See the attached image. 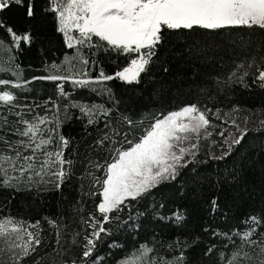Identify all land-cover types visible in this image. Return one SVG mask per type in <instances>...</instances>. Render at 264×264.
Here are the masks:
<instances>
[{
    "label": "trees",
    "instance_id": "obj_1",
    "mask_svg": "<svg viewBox=\"0 0 264 264\" xmlns=\"http://www.w3.org/2000/svg\"><path fill=\"white\" fill-rule=\"evenodd\" d=\"M30 3L34 13L31 17L27 14ZM47 7L49 0H22L20 4L11 2L0 11V21L5 25L0 27V39L7 45L0 48V79L16 82L18 73L23 84L19 89L11 84L0 85V90L10 89L17 97L13 104H0V123L3 118L8 120L0 136L9 141L26 139L8 132L10 127L23 129L24 125L16 123L21 117L29 121L37 116L58 118L59 134L69 141L63 149L64 158L71 164L64 166L68 174L59 189L52 176H45L44 183L34 177L31 183L22 180L18 188L0 187V216L40 222L39 228L30 229L39 233L41 244L21 264H71L72 260L83 264L84 236L92 231L83 221L89 213L100 217L96 205L101 187L88 173L104 176L103 169L92 167L90 161L104 164L114 154L109 152L107 142L100 146L96 141L105 133L122 141L123 136H114L113 129L129 132L128 138L133 139L154 118L190 104L210 110V122L237 111L264 115V88L252 82L258 74L257 67L264 68V33L247 28L167 31L138 83L114 79L80 87L71 81L33 79L64 74L52 65H63L66 54H75L74 49L66 47L63 34L57 31L56 14L45 11ZM7 27L18 35L30 33L31 43L21 40L16 47ZM84 52L89 50L85 48ZM130 58L113 51H96L89 59L97 63L84 68L88 76L83 78L97 77L101 68L106 74H113L127 66ZM245 71L249 75L241 82L238 78ZM58 85H62L63 93ZM74 104L102 105L111 111L89 125ZM124 117L132 119L135 126L130 128ZM52 127L55 125H41L45 135ZM242 136L223 157L210 158L204 151L199 152L194 161L179 169L175 179L163 181L137 200L129 199L122 211L110 214L113 219L105 224L109 232L101 234L93 253L103 258L99 264H119L142 244L154 249L151 255L166 259L183 251L184 264H220L221 252L228 256L243 244V251L251 256L243 264H259L264 259L259 247H249L234 233L242 231L245 220L256 217L259 223H253L252 237L259 242L264 236V127L245 131ZM59 144L57 136L55 145L48 146V150ZM3 148L6 145L0 143ZM175 212L182 214L181 221L173 218ZM48 220L57 221L60 227L51 226ZM213 245L212 253L205 255ZM0 248L4 249L0 260L7 262L11 255L8 242L0 241Z\"/></svg>",
    "mask_w": 264,
    "mask_h": 264
},
{
    "label": "snow or ice",
    "instance_id": "obj_2",
    "mask_svg": "<svg viewBox=\"0 0 264 264\" xmlns=\"http://www.w3.org/2000/svg\"><path fill=\"white\" fill-rule=\"evenodd\" d=\"M11 2L20 4L22 0H0V11L9 7ZM45 11L56 14L57 31L63 34L66 47L74 49L75 54L72 56L66 54L63 65H52L53 69L62 70L64 74H51L33 79L71 81L72 84L80 87L114 79L129 84L138 83L141 74L148 70V65L157 55L158 46L162 44L167 31L195 32L196 30L247 28L258 29L264 33V0H49V7ZM27 14L29 17L34 14L31 3ZM0 27H5L2 21H0ZM6 30L16 47H19L21 40L31 43L30 33L18 35L11 27H7ZM0 48H7L3 39H0ZM85 48L89 50L87 54L84 52ZM93 50L113 51L131 58L127 66L113 74H106L101 68L97 77L85 79L83 77L88 76V72L84 71V68L90 63L93 65L97 63L89 59V56L96 55V51ZM133 54H135L134 57ZM77 65L80 67L78 68ZM257 73L252 82L264 88V68L257 67ZM232 75L235 76L236 73ZM248 75L249 73L245 71L238 79L243 82L244 76ZM19 80L17 73L16 82L0 79V85L11 84L12 88L19 89L23 87ZM58 87L63 93L62 85ZM106 91L110 90L106 89ZM16 99L15 93L10 89L0 90V104H13ZM73 106L80 108L87 117L89 125L95 124L101 115L107 117L111 111L102 105L74 104ZM208 111L210 110H201L196 104L186 105L179 110L154 118V122L144 128L138 137L129 139V132L121 133L113 129L112 134L123 136L122 141L113 140L108 133L96 141V144L100 146L107 142L109 152L114 154L111 155L110 161L104 164L90 161L92 167L103 169L104 176L99 178L91 172L88 173L92 176L94 184H99L101 187L100 200L96 205L100 217H96L95 213H89V218L83 221L92 229L89 235L84 236L86 243L83 245L81 258L83 264H99V261L103 259L93 256V253L97 241L101 239V234L109 232L105 224L113 219L110 214L122 211V206H126L129 199L137 200L163 181L169 178L175 179L178 167L185 166L181 164L185 155L198 146L197 143H191L190 147L183 145L190 141L193 135L197 140L202 134L211 135L208 131L211 126ZM16 115L19 117L20 113ZM123 119L130 128L135 126L132 119L128 117ZM16 123L24 125L23 129L10 127L8 132L26 139L9 141L6 136H0V143L6 145V148L0 149V187L18 188L22 180L31 183L34 177H39V182L44 183L45 176H52L56 178L55 187L59 189L68 174L64 166L71 164V161L64 158L63 149L68 146L69 141L59 134L60 121L58 118L50 120L47 116H37L32 121L21 117ZM44 124H54L55 127L48 128L45 135L44 130L41 129V125ZM6 125L8 120L3 118L0 131ZM108 127L109 123L106 122L105 128ZM220 134L223 135V133ZM57 136L60 144L53 150H48V146L55 145ZM241 139H243L242 135L233 143H239ZM117 143L121 146L116 147ZM25 152L30 154L26 155ZM13 181L16 183L14 184ZM90 195H96V193H90ZM212 205L215 208V200L212 201ZM173 218L179 222L183 216L175 212ZM249 222L258 224L259 220L251 217L250 221H244V223ZM48 223L53 227H60L55 220H48ZM39 226V221L33 224L11 215L0 216V241H5L13 235L19 241V243L8 242V251L11 255L7 262L0 260V264H21L23 259L35 253L41 244V239L39 233L28 229L39 228ZM254 231L249 229L242 235L239 232L234 234L241 236L242 241L249 247L258 246L259 255L264 256V236L259 242L252 240L250 237ZM168 247L171 248V245ZM16 249L20 250L19 253L15 251ZM214 249L215 245L211 246L205 255H210ZM3 251L4 249L0 248V253ZM153 251L154 249L148 244H142L119 264H184L183 251L172 259L153 256L151 255ZM219 259L220 264H243L245 259L251 260V256L243 251L242 244L228 256L221 252ZM71 264H77V261L72 260ZM259 264H264V259H260Z\"/></svg>",
    "mask_w": 264,
    "mask_h": 264
},
{
    "label": "rangeland",
    "instance_id": "obj_3",
    "mask_svg": "<svg viewBox=\"0 0 264 264\" xmlns=\"http://www.w3.org/2000/svg\"><path fill=\"white\" fill-rule=\"evenodd\" d=\"M216 116H218V114ZM263 127L264 115H243L237 111L228 114L223 118L215 117V119L211 122V126L208 128L211 135L205 136L202 134L198 140L195 135H193L190 141L183 145L185 147H190L191 143H197L198 146L191 149L189 154L185 155L181 164L186 165L187 163L194 161L195 156L201 151H204L205 155L210 158H221L231 150L232 146L235 144L233 141L239 138L245 131ZM220 133H223V135ZM213 135L214 137H212ZM192 153H194V155ZM180 168L181 167H178L177 172ZM249 229H253L252 222L246 223L245 227L239 233L242 235ZM28 230L32 231L30 228ZM252 236L250 239L256 240ZM238 237L241 239V236ZM24 239H27V237H24ZM5 241H14L19 243V241L16 240L15 235L7 238Z\"/></svg>",
    "mask_w": 264,
    "mask_h": 264
}]
</instances>
